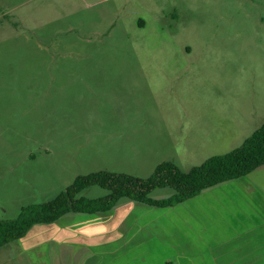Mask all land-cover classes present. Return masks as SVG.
<instances>
[{"label":"rangeland","instance_id":"rangeland-1","mask_svg":"<svg viewBox=\"0 0 264 264\" xmlns=\"http://www.w3.org/2000/svg\"><path fill=\"white\" fill-rule=\"evenodd\" d=\"M162 74L178 80L172 92H159L167 109L151 100L157 82L166 81L155 78ZM252 94L264 114V0H0V223L55 199L80 176L107 171L148 179L164 162L188 172L232 152L241 145L202 144L199 134L176 126L215 122L219 107L230 116L233 100L243 105ZM180 104L189 112L169 109ZM143 118L152 128L128 131L132 145L123 147L120 124ZM245 181L174 208L122 199L105 214L66 217L94 234L102 233L100 219L200 218L195 204L228 201L230 187ZM108 193L91 187L79 197ZM173 194L157 189L150 197ZM17 245L1 249L0 259Z\"/></svg>","mask_w":264,"mask_h":264},{"label":"crops","instance_id":"crops-1","mask_svg":"<svg viewBox=\"0 0 264 264\" xmlns=\"http://www.w3.org/2000/svg\"><path fill=\"white\" fill-rule=\"evenodd\" d=\"M167 75L155 76L166 81L157 82L151 98L164 109L167 99L159 92H172L178 81L168 79ZM169 109L180 114L189 112L181 104ZM222 109H215L219 114L215 122H179L176 127L186 135L196 132L204 140L202 144L230 147L242 145L264 123V114L257 113L254 107L253 94L243 105L233 100L230 116H224L228 113ZM198 114L207 115L201 109ZM142 121L135 125L120 124L119 129L124 132V139L120 140L123 147L132 145L126 138L128 131L152 128L150 121L145 118ZM244 179L245 184L230 187L228 201L195 204L200 218L100 219L102 233L94 234L73 228L78 219L65 216L50 225L55 226L54 233H29L14 242L18 243V249L5 251L0 263L13 264L11 253H15L21 264H264V167ZM61 222L69 223L57 225ZM139 225L153 229H138Z\"/></svg>","mask_w":264,"mask_h":264},{"label":"trees","instance_id":"trees-1","mask_svg":"<svg viewBox=\"0 0 264 264\" xmlns=\"http://www.w3.org/2000/svg\"><path fill=\"white\" fill-rule=\"evenodd\" d=\"M261 167H264V123L239 148L214 156L188 172H182L174 163L164 162L148 179L107 171L80 176L55 199L28 206L17 219L1 222L0 249L23 239L35 226L55 224L69 214L108 213L122 199L152 208H174L208 189L247 177ZM91 187L109 193L98 199L79 197ZM165 188L173 189L174 194L162 200L150 197L153 191Z\"/></svg>","mask_w":264,"mask_h":264}]
</instances>
